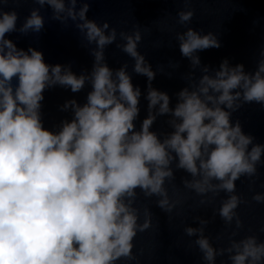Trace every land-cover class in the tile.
<instances>
[{
  "label": "clouds",
  "instance_id": "clouds-1",
  "mask_svg": "<svg viewBox=\"0 0 264 264\" xmlns=\"http://www.w3.org/2000/svg\"><path fill=\"white\" fill-rule=\"evenodd\" d=\"M22 2L0 0V264L138 261L135 239L154 227L150 205L138 203L141 195L171 222L187 209L215 205L221 193L212 220L216 215L223 220L226 227L215 239L226 237L227 246L217 247L205 234L212 220L196 215L198 226L183 229L195 237L188 248L198 249L205 264H217V257L230 264H264V240L251 229L240 236L244 221L237 211L250 203L237 192V181L244 177L255 186L264 143L232 119L246 104L264 107V47L254 70L228 58L215 69L203 64L198 53L219 49L221 41L214 31L188 26L195 9L189 7L192 0H183L176 23L185 30L175 39L189 71L181 76L185 86L173 104L167 91L153 86L158 70L139 50L149 29L137 23L118 31L108 20L89 18L92 0H32L38 6L18 26V11L6 6ZM46 7L52 21L78 31L93 57L90 71L50 64L41 49L19 47L10 38L39 36ZM113 44L133 61L131 72L127 61L118 68L107 62L106 49ZM168 65L175 70L180 62ZM159 72L164 73L162 65ZM133 73L146 77L143 91ZM56 87L74 94L89 90L83 102L73 97L59 106L70 118L47 127L45 92ZM142 97L147 114L137 127ZM160 117H166L163 132L153 129ZM178 171L185 173L179 184ZM251 200L264 203V192Z\"/></svg>",
  "mask_w": 264,
  "mask_h": 264
},
{
  "label": "water",
  "instance_id": "water-1",
  "mask_svg": "<svg viewBox=\"0 0 264 264\" xmlns=\"http://www.w3.org/2000/svg\"><path fill=\"white\" fill-rule=\"evenodd\" d=\"M32 0H23L20 4L9 3L6 10L15 7L19 13V21L23 22L31 8L37 7ZM185 7L183 0H92L89 18H95L101 23L108 20L118 31H130L139 23L144 38L139 45V50L146 54L147 60L153 69H157V75L153 86L167 91L175 103V93L185 86L181 79L182 74L189 71V61L182 57L179 51L178 42L175 39L176 32L184 31L185 27L176 23V13ZM189 7L195 9V15L190 27L198 30L214 31L221 41L219 49L212 48L198 53L201 61L211 68H218L223 59L228 58L233 65L244 63L247 70H254L256 61L259 59L260 50L264 47V0H192ZM46 23L44 30L39 34L20 36L19 33H11L10 38L16 41L19 47L27 48L30 45L41 49L44 52L45 60L50 64L71 63L73 70L80 73L84 70H91L93 57L89 50L81 46V37L74 27L64 29L59 22L50 19L51 9H42ZM160 42V47L156 43ZM117 43H120L119 39ZM106 59L112 68L120 67L125 61L129 63V72L133 61L125 53L110 45L106 49ZM179 61L180 67L172 69L169 61ZM161 65L164 73H160ZM173 72L169 78L166 73ZM133 75V82L140 86L142 91L146 88V77ZM89 88L80 93H72L60 87L49 89L45 92L43 101V118L47 127H53L65 117L70 118V113L59 111V106L67 99L73 97L83 102ZM141 114L137 120V127L140 121L146 116L147 101L141 98ZM233 121L239 119L246 133L252 134L256 142L264 143V107L257 104H246L239 111L233 114ZM166 117H160L153 125L154 130H168L165 123ZM260 178L254 187L250 188L247 178L242 177L237 181V192L250 203H242L237 211L244 221V229L240 236L249 233L257 234L264 240V203H257L251 200L255 192H264V166L259 168ZM185 175L182 171L176 173L177 184L180 177ZM194 195V194H193ZM217 198L215 205L206 208H199L195 211L187 209L186 214L176 217L169 222L168 215L161 211L154 203L147 201L141 195L138 203H148L154 213L153 228L138 233L135 239L134 251L138 261H121L120 264H205L201 259L198 249H189L188 244L195 237L185 235L183 229L186 225L198 226L193 221V216L199 215L212 220L214 208L219 207V201L224 196ZM154 201L155 198L153 197ZM193 203L192 200L188 201ZM143 219V217L141 218ZM223 220L219 215L206 228V235L213 239L217 246H227V238L216 241V236L225 229ZM230 264L226 257H217V264Z\"/></svg>",
  "mask_w": 264,
  "mask_h": 264
}]
</instances>
